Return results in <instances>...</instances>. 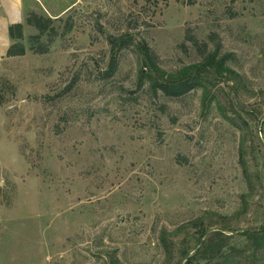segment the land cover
Wrapping results in <instances>:
<instances>
[{
  "label": "rangeland",
  "instance_id": "rangeland-1",
  "mask_svg": "<svg viewBox=\"0 0 264 264\" xmlns=\"http://www.w3.org/2000/svg\"><path fill=\"white\" fill-rule=\"evenodd\" d=\"M24 1L26 55L0 56V264H187L204 231L264 264L245 235L264 230V0ZM32 13L55 20L46 54Z\"/></svg>",
  "mask_w": 264,
  "mask_h": 264
},
{
  "label": "trees",
  "instance_id": "trees-1",
  "mask_svg": "<svg viewBox=\"0 0 264 264\" xmlns=\"http://www.w3.org/2000/svg\"><path fill=\"white\" fill-rule=\"evenodd\" d=\"M58 20V19H56ZM55 22L54 19L40 16L36 13H32L28 19L27 23L36 28L39 31V35L32 36L31 42L34 44H40L41 48L36 52L39 54H46L48 52L47 46L41 43V39L44 36H50L51 40L57 36L55 29H52V33L48 35L51 24ZM10 38L13 42V45L10 46L7 56L8 57H17L26 55V47L23 44L25 35H24V25L21 23L13 24L9 28ZM34 47H32L33 49ZM151 51L147 47L145 50L146 57L151 60ZM205 67L216 68L217 67V58L216 54L210 55L209 58L204 63ZM175 92L174 93V90ZM187 90L186 86H183L182 83L178 84L177 87L173 89H167L168 94H183ZM207 231H204L201 238L199 239V249L196 251L194 258L189 259L187 264H193L196 258L206 261L208 264H243L240 261V256H243V253L235 252V249L230 248L228 238L220 232H215L207 236ZM248 236L255 247L264 249V230L259 232H249L245 234ZM207 236V237H206ZM206 237V238H205ZM204 238V239H203ZM164 248L166 252L169 250V246L166 241H163ZM227 253L225 254V252Z\"/></svg>",
  "mask_w": 264,
  "mask_h": 264
},
{
  "label": "crops",
  "instance_id": "crops-1",
  "mask_svg": "<svg viewBox=\"0 0 264 264\" xmlns=\"http://www.w3.org/2000/svg\"><path fill=\"white\" fill-rule=\"evenodd\" d=\"M25 20L24 0H0V56L6 55L11 46L10 26L24 24Z\"/></svg>",
  "mask_w": 264,
  "mask_h": 264
}]
</instances>
